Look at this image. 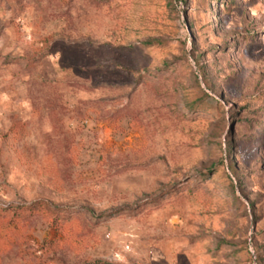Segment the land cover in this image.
Listing matches in <instances>:
<instances>
[{
  "label": "rangeland",
  "instance_id": "1",
  "mask_svg": "<svg viewBox=\"0 0 264 264\" xmlns=\"http://www.w3.org/2000/svg\"><path fill=\"white\" fill-rule=\"evenodd\" d=\"M0 264H264V0H0Z\"/></svg>",
  "mask_w": 264,
  "mask_h": 264
},
{
  "label": "trees",
  "instance_id": "2",
  "mask_svg": "<svg viewBox=\"0 0 264 264\" xmlns=\"http://www.w3.org/2000/svg\"><path fill=\"white\" fill-rule=\"evenodd\" d=\"M196 106H197V107L199 106V101H196V102H195V107H196ZM40 208H43V206L40 207Z\"/></svg>",
  "mask_w": 264,
  "mask_h": 264
}]
</instances>
